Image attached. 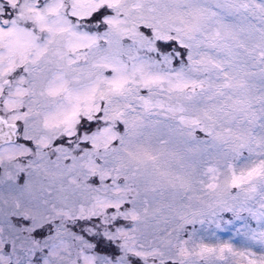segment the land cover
<instances>
[{"label": "snow or ice", "instance_id": "6c2138e0", "mask_svg": "<svg viewBox=\"0 0 264 264\" xmlns=\"http://www.w3.org/2000/svg\"><path fill=\"white\" fill-rule=\"evenodd\" d=\"M0 264H264V0H0Z\"/></svg>", "mask_w": 264, "mask_h": 264}]
</instances>
